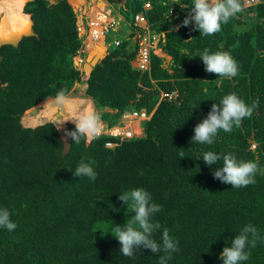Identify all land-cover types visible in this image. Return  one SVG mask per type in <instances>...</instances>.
Returning <instances> with one entry per match:
<instances>
[{
  "label": "trees",
  "instance_id": "1",
  "mask_svg": "<svg viewBox=\"0 0 264 264\" xmlns=\"http://www.w3.org/2000/svg\"><path fill=\"white\" fill-rule=\"evenodd\" d=\"M24 1L4 5L0 25H11L1 15L7 7L19 13ZM70 3L31 0L23 13L31 16L35 35L1 48L0 208L9 210L17 227L0 226V264H159L163 252L142 249L126 257L113 236V225L134 215L125 211L119 194L141 187L162 206L153 218L161 225L154 239L161 243L167 228L178 241L179 251L167 264H223L222 249L246 224L258 229L260 239L240 264H264V0L250 5L241 0L243 11L209 36L194 30V21L183 25L193 0H126L119 10L122 29L114 38L108 33L111 46L87 79L74 67L81 40ZM141 13L151 36L160 37L167 60L171 57L172 72L154 54L150 72L137 70L138 40L129 42L124 35ZM115 39L122 41L119 47L112 45ZM204 49L230 52L238 75L228 79L206 72L199 58ZM81 85L96 109L105 110L99 113L109 126L130 110H155L143 136L115 149L105 146L114 138L71 140L64 154L52 122L22 126L27 111ZM232 92L248 105L259 99L252 117L231 132L218 131L211 145L191 142L211 105ZM74 128L68 124L67 132ZM205 151L256 162V182L241 188L222 183L213 175L222 160L206 165ZM81 161L96 172L94 181L73 175Z\"/></svg>",
  "mask_w": 264,
  "mask_h": 264
},
{
  "label": "clouds",
  "instance_id": "2",
  "mask_svg": "<svg viewBox=\"0 0 264 264\" xmlns=\"http://www.w3.org/2000/svg\"><path fill=\"white\" fill-rule=\"evenodd\" d=\"M193 3L194 6L189 11V15L185 17L183 25L188 26L194 21V30H198L200 35L204 36L220 32L222 24L228 23L231 18L244 9L241 0H193ZM199 58L205 65V71L214 73L218 77L231 79L239 73L238 62L228 51L210 53L208 49H204ZM67 103L65 93L58 92L54 106L58 105L63 109ZM258 107V98L248 105L235 92L224 95L219 103L211 105L207 117L195 126L191 142L213 144L218 131L231 132L234 126L241 125L244 118H251L254 110ZM99 112H105V110H99ZM99 112L87 107L72 119L74 123L71 121L66 123V127L70 123L75 125L74 130L67 132V136L71 138L72 142H79L83 138L90 143L92 139L102 134L105 122L102 121ZM149 113L154 115L155 110ZM143 134L144 128L140 137ZM253 147L255 148V145ZM202 160L208 166H215L218 161L222 160V166L213 169L214 178L224 184L231 185L232 188L247 187L256 182L255 175L258 171V164L254 161L238 159L233 153L217 154L213 151H205ZM73 175L76 177L87 176L92 181L97 176L93 168L83 161L77 166ZM118 198L123 205H126L127 213H134L123 225H113L112 230L115 233L113 236L120 243L119 251L126 257H132L136 250L141 251L142 249H149L155 254L163 252L164 255L159 257V264H167V261L171 259V254L179 251V248L177 247L178 241L169 235L167 228L163 229L161 243L154 239L153 234L161 228V225L153 218L156 213L162 210V206L155 203L151 194L142 187L125 191L119 194ZM113 210L119 211V209ZM0 226L6 227L10 231L17 227L10 220V212L7 208H0ZM259 239L258 229L254 225H244L240 233L231 239V246L226 245L222 249L220 259L223 264H240V262L247 261L251 255L250 248H254Z\"/></svg>",
  "mask_w": 264,
  "mask_h": 264
},
{
  "label": "built area",
  "instance_id": "3",
  "mask_svg": "<svg viewBox=\"0 0 264 264\" xmlns=\"http://www.w3.org/2000/svg\"><path fill=\"white\" fill-rule=\"evenodd\" d=\"M246 1L250 5L263 0ZM71 2L74 3L72 7L76 14V25L81 40V46L73 62L74 67L84 75L86 74L84 66L88 61L90 53L93 51L99 52V50L107 52V49L111 46L108 43V33L115 32L116 28L119 29L118 19L122 18V16L120 12L116 14L114 12H116L115 4H119L120 0H111V2L108 0H85L84 4H79L77 0H71ZM101 4L103 8H100ZM145 7L150 8V5L146 4ZM139 23H143V26ZM130 27L131 29L124 35V39L133 43L138 40L139 49L135 58L136 68L139 71L150 72L152 55L154 54L162 58V55L159 54V51L163 52L159 46L160 37L151 36L143 13L136 17L134 25H130ZM138 27L139 29L147 30V32L142 34ZM121 42V40L115 39L112 41V45L119 47ZM152 115L153 113L150 114L146 109H135L125 112L118 124L109 126V124L103 123L104 131L97 138L109 137L116 139L117 142L109 141L106 143V148L113 149L120 143L140 137L143 133V124L150 120Z\"/></svg>",
  "mask_w": 264,
  "mask_h": 264
},
{
  "label": "rangeland",
  "instance_id": "4",
  "mask_svg": "<svg viewBox=\"0 0 264 264\" xmlns=\"http://www.w3.org/2000/svg\"><path fill=\"white\" fill-rule=\"evenodd\" d=\"M49 1L52 4H55L58 0H49ZM77 1H78L79 4H84V1L85 0H77ZM108 1L111 2V0H108ZM16 2H17V0H1L0 1V8L4 7V5L14 4ZM70 2H71V0H70ZM125 2H126V0H121V2L119 4L118 3L115 4V9H116V12H114L115 14L116 13H119V11H118L119 8H122L125 5ZM24 3H25V1H24ZM23 4H22V6H23ZM70 4L72 6L74 3L71 2ZM100 8H103V5L102 4L100 5ZM21 9H22V7H21ZM21 9L19 10V13H20ZM171 9H172V10H170L171 15H174L176 12H174L173 7ZM9 13L10 14H12V13L15 14L16 17H17V20L20 19V21H21L20 23H22V25L25 24V22H26L25 17H20L19 16V13L16 14L11 7H7V9H6L5 13H4L5 16H6L5 19L14 21L15 16L12 19V17H11L12 15L10 16ZM177 19H178V21H177V24H176L175 28L178 30L180 28L181 24H182V20L179 19L178 16H177ZM139 24L142 25L143 23H139ZM118 26H119V29L116 28V31L114 33L113 32L111 33V37L114 38L116 35H118V33H120L119 30L122 29V26L120 24ZM93 52H91L90 55H89L90 59H92V58L95 57L94 54H93L94 56L92 55ZM97 53L100 54L101 57H104L106 52H104V50H99V52L96 51V54ZM159 54L162 55V58H163V68H165V69H167V70H169V71L172 72V59H171V57L167 60L166 57H169V56H167L164 52L159 51ZM88 60H89V58H88ZM83 78L84 79H87V74L86 75L84 74V77ZM84 94H85V87H84V85H81L79 87L77 86V87H75V89L68 96H66V98L68 100V103L64 106L63 109H61L58 105H55L54 106L55 100H52L51 101L50 99H48L44 103L38 105L39 107L37 106V108H35L34 110L44 111V113L48 114V116H50L51 118H54V117H57L58 118L59 117V114H62V119L65 120V123H64V125L61 124L62 127L59 126L60 128L59 127L58 128H59V132L63 134L65 132L66 128H67L65 126L66 123L68 121L73 122L72 119L77 115L76 112L78 113L79 110L82 111L84 108L91 107L95 111L99 112V110L96 109L93 100L91 98H86L84 96ZM28 115L29 116H33V114L30 115L28 112H26L25 115H24V117H23V120H24L25 116H28ZM48 121L49 122H52L54 120L53 119H49ZM142 128H144V127L142 126ZM252 149H254L253 146H252Z\"/></svg>",
  "mask_w": 264,
  "mask_h": 264
},
{
  "label": "water",
  "instance_id": "5",
  "mask_svg": "<svg viewBox=\"0 0 264 264\" xmlns=\"http://www.w3.org/2000/svg\"><path fill=\"white\" fill-rule=\"evenodd\" d=\"M30 1L31 0H28L26 2V4L28 2H30ZM26 4H25V6H26ZM30 21H31V26H30V31L28 33L22 34L19 37H16V38H14L12 40H8L7 42L0 41V52H1V48L4 45H13V46L17 47L19 45L20 41L24 37H30V36H34L35 35V32L33 30V22L31 20V16H30ZM103 58L104 57H101L100 54L95 56L92 59L89 58V60L87 61V63L84 66V71L90 76L91 73L93 72L94 68L103 60ZM54 100H56V99H54ZM35 108H33L31 110H34ZM58 118L62 119V114H59ZM48 122H49L48 120H45L41 124H39L38 126H43V125L47 124ZM38 126H36V127H38ZM60 141L62 142V144L64 146V154H68L70 152V150H71L72 142H71V138L69 136H67V130H65V132L63 134L60 133ZM87 143H89V142L87 141Z\"/></svg>",
  "mask_w": 264,
  "mask_h": 264
},
{
  "label": "bare ground",
  "instance_id": "6",
  "mask_svg": "<svg viewBox=\"0 0 264 264\" xmlns=\"http://www.w3.org/2000/svg\"><path fill=\"white\" fill-rule=\"evenodd\" d=\"M1 9V8H0ZM30 26H31V21H30V17L29 15H27V24L19 29L18 31L14 32V33H9L8 35H2L1 32H0V41L2 42H7L8 40H12L16 37H19L20 35L22 34H26L30 31ZM99 55V54H96L95 53H92V55ZM93 55V56H94ZM90 58V57H89ZM76 104V103H75ZM80 104V103H79ZM77 106V105H76ZM42 107V106H41ZM37 108V107H36ZM30 115L33 114V116H25L24 120H23V124L27 127H35L39 124H41L43 121L45 120H49V119H53V120H56V124L58 126H61V124L64 125L65 123V120L64 119H60V118H57V117H54V118H51L50 116H48V114L44 113V111H38V110H29L27 111ZM75 112V111H74ZM80 112V110H79ZM79 112L76 114H79Z\"/></svg>",
  "mask_w": 264,
  "mask_h": 264
},
{
  "label": "crops",
  "instance_id": "7",
  "mask_svg": "<svg viewBox=\"0 0 264 264\" xmlns=\"http://www.w3.org/2000/svg\"><path fill=\"white\" fill-rule=\"evenodd\" d=\"M1 1V0H0ZM28 0H25V3L23 4V6H22V9H21V11H20V13H19V16L20 17H25V19H26V22H25V24H23L22 26L20 25V19H18L17 20V17H16V15L15 14H10L9 13V15L12 17V19H13V17L15 16V18H14V21H13V23L10 25H8V23L7 24H5V22L3 21V24L2 25H0V32H1V34H5V33H14V32H16V31H18L19 29H21V28H23L26 24H27V14H24L23 13V11H24V7H25V4H26V2H27ZM1 17L2 18H5L6 16H5V14H2L1 15ZM30 17V16H29ZM93 53H95V52H93ZM98 54V53H97ZM168 56V55H167ZM87 77H89V75H87ZM51 101L53 100V99H50ZM46 104V103H45ZM39 107V106H38ZM53 122V124L58 128L59 126H57V124H56V121L54 120V121H52ZM70 122V121H69ZM21 123H22V125H23V127H26V128H35V127H27V126H25L24 124H23V118H22V121H21ZM38 126V125H37ZM60 128V127H59ZM59 128H58V130H59Z\"/></svg>",
  "mask_w": 264,
  "mask_h": 264
}]
</instances>
